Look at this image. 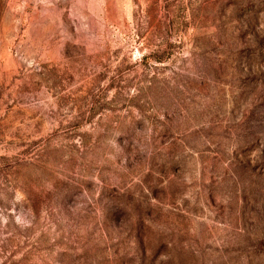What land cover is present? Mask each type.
<instances>
[{"label":"rangeland","instance_id":"obj_1","mask_svg":"<svg viewBox=\"0 0 264 264\" xmlns=\"http://www.w3.org/2000/svg\"><path fill=\"white\" fill-rule=\"evenodd\" d=\"M0 264H264V0H0Z\"/></svg>","mask_w":264,"mask_h":264}]
</instances>
